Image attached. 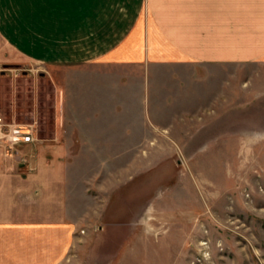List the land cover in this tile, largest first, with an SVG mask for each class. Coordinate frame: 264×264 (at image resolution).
Instances as JSON below:
<instances>
[{
  "label": "rangeland",
  "instance_id": "1",
  "mask_svg": "<svg viewBox=\"0 0 264 264\" xmlns=\"http://www.w3.org/2000/svg\"><path fill=\"white\" fill-rule=\"evenodd\" d=\"M0 47V116L33 134L0 156L33 172L53 136L54 87ZM139 85L112 131L103 111L67 115L64 264H264V58L151 67ZM81 122L103 129L81 138Z\"/></svg>",
  "mask_w": 264,
  "mask_h": 264
},
{
  "label": "crops",
  "instance_id": "2",
  "mask_svg": "<svg viewBox=\"0 0 264 264\" xmlns=\"http://www.w3.org/2000/svg\"><path fill=\"white\" fill-rule=\"evenodd\" d=\"M0 45L43 69L56 98L53 136L35 170L9 169L0 156V264H64L73 229L67 115L103 111L112 131L127 123L134 82L140 94L151 67L263 59L264 0H0ZM79 128L81 138L103 129Z\"/></svg>",
  "mask_w": 264,
  "mask_h": 264
},
{
  "label": "built area",
  "instance_id": "3",
  "mask_svg": "<svg viewBox=\"0 0 264 264\" xmlns=\"http://www.w3.org/2000/svg\"><path fill=\"white\" fill-rule=\"evenodd\" d=\"M32 142L33 134L31 130L5 123L0 116V147L10 150L13 147Z\"/></svg>",
  "mask_w": 264,
  "mask_h": 264
}]
</instances>
